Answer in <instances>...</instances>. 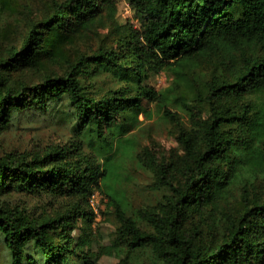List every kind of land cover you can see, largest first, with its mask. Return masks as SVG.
Returning a JSON list of instances; mask_svg holds the SVG:
<instances>
[{
    "label": "trees",
    "instance_id": "trees-1",
    "mask_svg": "<svg viewBox=\"0 0 264 264\" xmlns=\"http://www.w3.org/2000/svg\"><path fill=\"white\" fill-rule=\"evenodd\" d=\"M127 2L137 29L119 32L110 47L79 54L72 62L65 46L101 24L103 17H113L115 0H51L43 16L29 23L18 48L0 50V131L22 114L54 109L66 100L78 127L94 135L102 149L100 165L81 156L76 145L32 157L0 158V196L24 191L73 200L61 215L35 221L0 207V243L9 264H69L71 219L93 220L90 201L95 191L104 193L118 221L116 241L130 237L131 249L150 244L164 264H226L256 256L264 260V197L255 196L249 203L244 194L242 210L234 219L226 218L219 238H203L200 225L204 199L227 176L217 161L230 150L233 132L222 127L245 124L251 108H237L236 99L264 90V0ZM192 62L199 73L189 76L183 68ZM45 63L65 68L37 83L9 78ZM171 64L176 65L175 78L164 91L142 85L145 76ZM104 72L117 74L124 86L98 97L88 94L85 81ZM142 101L175 108L174 113L164 110L163 118L176 125L181 154L146 159L155 187L168 193L155 205L128 214L108 185L116 171L110 156L117 146L130 145L123 136L130 117L144 113ZM50 231H59L64 244L47 240ZM31 249L37 260L28 254ZM76 256L81 264H91L85 254ZM120 264H130L128 257Z\"/></svg>",
    "mask_w": 264,
    "mask_h": 264
},
{
    "label": "rangeland",
    "instance_id": "rangeland-1",
    "mask_svg": "<svg viewBox=\"0 0 264 264\" xmlns=\"http://www.w3.org/2000/svg\"><path fill=\"white\" fill-rule=\"evenodd\" d=\"M50 2L51 0H0L1 52L10 46L19 47L29 23L42 17ZM115 4L116 12L113 17H103L101 24L78 34L65 46L70 62L76 60L79 54L88 55L99 47H110L121 31L137 29L127 0H115ZM64 68L63 64L45 63L41 69L23 70L11 74L9 78L21 79L27 84L37 83L44 75L61 74ZM175 69L176 65L171 64L159 73L148 74L142 85L162 92L173 82ZM183 69L189 76L199 73L193 62L189 68ZM85 84V91L98 97L107 91L121 88L125 83L117 74L104 72L95 73ZM235 102L237 108L248 105L251 112L245 124L222 127L224 130L232 129L233 143L226 155L217 161L227 171V176L217 181L211 194L204 199V215L200 225L203 238L206 237L209 241L222 236L226 218L234 219L242 210L244 194L249 203L255 196L264 197V90L252 91ZM141 103L144 113L135 119L130 117L129 130L123 136V139H129L130 145L125 149L117 146L110 156L116 171L108 185L117 192L128 214L155 205L168 193L165 188L155 187L153 172L144 166L146 159H167L181 154L175 139L176 125L163 118L164 110L174 113L175 108L169 103L163 107L145 101ZM50 107L52 104L48 105ZM178 117L181 123L185 122L182 115L179 114ZM110 143L108 139V147ZM72 145L81 148V156H89L94 162L101 164L102 159L98 157V153L102 149L98 148L96 137L85 128L78 127L77 119L66 100L59 102L54 109L22 114L0 131V158L8 155L32 157L55 148H71ZM72 202V199L66 197L24 191L0 196L1 208L17 210L31 221L61 215L71 209ZM106 203L104 193L95 191L94 198L90 201L93 220L90 222L78 217L76 220L71 219L70 237L73 244L69 264H81V258L77 254H85L91 264H120L124 257H128L130 264H164L152 252L150 244L131 249L130 237L121 242L116 241L118 221L112 208L107 207ZM208 227L211 230H207ZM59 234V231H50L47 240L63 245L64 241ZM28 254H33L35 260L39 258L32 249ZM0 264H9V254L1 243ZM226 264H264V260L258 256L250 260L240 257L236 262Z\"/></svg>",
    "mask_w": 264,
    "mask_h": 264
},
{
    "label": "built area",
    "instance_id": "built-area-1",
    "mask_svg": "<svg viewBox=\"0 0 264 264\" xmlns=\"http://www.w3.org/2000/svg\"><path fill=\"white\" fill-rule=\"evenodd\" d=\"M94 198V195L92 196V199ZM92 201V200H91Z\"/></svg>",
    "mask_w": 264,
    "mask_h": 264
}]
</instances>
